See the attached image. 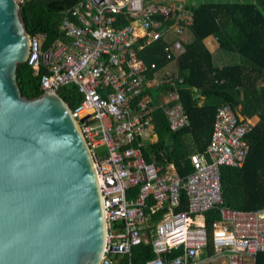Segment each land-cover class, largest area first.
Returning a JSON list of instances; mask_svg holds the SVG:
<instances>
[{"label": "built area", "instance_id": "2783aa9c", "mask_svg": "<svg viewBox=\"0 0 264 264\" xmlns=\"http://www.w3.org/2000/svg\"><path fill=\"white\" fill-rule=\"evenodd\" d=\"M195 8L196 0H78L58 25L65 42L57 39L43 49L45 36L29 35L26 63L34 75L45 71L42 92L56 95L72 84L82 97L71 116L88 146L99 188L105 223L99 264H119L117 257L132 264V250L142 243L153 252L144 264H254L264 252V207L221 206L220 167L243 164L244 137L253 126L239 120L229 105L217 110L205 151L189 156L193 171L187 176L181 177L173 164L148 163L142 155L154 108L146 98L132 108L147 69L135 50L162 39L165 59L180 57L185 52L181 37L192 26ZM169 34L178 40L166 41ZM168 96L162 109L171 131L188 127L178 93ZM132 189L136 196L129 198ZM181 190L188 210L177 212ZM212 208L220 219L209 235L199 220ZM159 209L165 212L149 237L148 221ZM175 251L177 256H169Z\"/></svg>", "mask_w": 264, "mask_h": 264}, {"label": "trees", "instance_id": "16d2710c", "mask_svg": "<svg viewBox=\"0 0 264 264\" xmlns=\"http://www.w3.org/2000/svg\"><path fill=\"white\" fill-rule=\"evenodd\" d=\"M78 0H21L18 2L20 17L30 36L44 35L42 48H48L57 39L66 41L58 30L63 13ZM149 2L151 0H143ZM193 22L188 27L192 35L184 45L185 52L177 59H165L162 39L144 45L136 51V57L146 65L145 80L157 79L158 87L141 91L132 102L136 105L144 96L154 103L151 114L155 141H146L142 155L146 162L173 164L181 177L192 172L188 156L203 153L209 143L217 110L229 105L246 118L258 117V122L245 135L248 146L243 164L236 167H220V190L222 205L229 209L254 211L264 207V0H196L192 10ZM172 22L166 23L171 24ZM123 24L126 22L123 21ZM120 25V23L118 24ZM214 37L218 43L216 53H210L203 40ZM136 47V44L134 45ZM222 62H225L222 64ZM154 67L150 69V65ZM222 65V66H221ZM172 68L173 79L166 77V69ZM45 71L34 75L27 63L19 64L16 79L22 97L35 100L43 96L40 79ZM181 80V82H179ZM176 91L189 126L172 132L162 107L154 98L159 93ZM57 97L73 111L82 97L74 85H66ZM236 116V115H235ZM237 117V116H236ZM245 120V119H243ZM187 136V137H186ZM193 153V154H194ZM137 189L129 191L128 197L136 196ZM180 203L175 211H187L188 200L180 191ZM148 212V211H147ZM164 209L152 213L146 232L151 237L154 226L161 220ZM209 235L213 225L220 219L219 210L212 208L202 214ZM211 249V243L208 245ZM175 251L169 256H177ZM153 258L149 243H142L132 250V264H144ZM119 264H128L122 258ZM254 264H264V252L254 257Z\"/></svg>", "mask_w": 264, "mask_h": 264}, {"label": "water", "instance_id": "95a60500", "mask_svg": "<svg viewBox=\"0 0 264 264\" xmlns=\"http://www.w3.org/2000/svg\"><path fill=\"white\" fill-rule=\"evenodd\" d=\"M29 34L0 0V264H99L105 223L91 154L57 97H22Z\"/></svg>", "mask_w": 264, "mask_h": 264}, {"label": "crops", "instance_id": "0c3cea01", "mask_svg": "<svg viewBox=\"0 0 264 264\" xmlns=\"http://www.w3.org/2000/svg\"><path fill=\"white\" fill-rule=\"evenodd\" d=\"M165 40L166 41H168V42H172V41H174V40H178V37H176L175 35H172V34H169L168 36H166V38H165ZM191 40H192V35H191V33H190V31H189V28H186L185 30H184V34L182 35V37H181V41H182V43H183V46L185 45V44H188V43H190L191 42ZM203 44H204V46H205V48L210 52V53H216L217 52V50H218V43H217V40L214 38V37H212V36H209V37H207V38H205L204 40H203ZM225 62H222V64H224ZM222 66V65H221ZM170 74H172L173 75V72H172V68L171 67H168V69H166V76H168V75H170ZM158 87V81H157V79H152V80H150V81H144V84H143V88H142V90H144V89H149V88H157ZM143 98H146V99H148L149 101H150V103H154V100H151V98L149 97V96H144ZM155 99H156V101H157V106L158 107H164V106H166V105H168V101H169V96H168V93H159V94H156L155 95V97H154ZM153 108H154V106H153ZM235 115L237 116V118L239 119V120H243V119H245V120H247V121H249L252 125H254V124H256L257 122H258V117L257 116H253V117H251L250 119H246L240 112H239V107L238 106H236V113H235ZM187 137V136H186ZM188 138V140H187V142H188V148H189V151H191L190 153H194L195 151H194V149H195V147L193 146V144L191 145L190 144V142H191V137H187ZM155 134H154V129H153V125L151 124L150 125V127L148 128V130L146 131V134H145V136L143 137V139H142V142H143V144H144V142H146V141H149V142H153V141H155ZM193 147H194V149H193ZM191 155V154H190ZM189 155V156H190ZM189 156H188V159H189ZM199 221H203V217H201L200 218V220Z\"/></svg>", "mask_w": 264, "mask_h": 264}, {"label": "rangeland", "instance_id": "374dc122", "mask_svg": "<svg viewBox=\"0 0 264 264\" xmlns=\"http://www.w3.org/2000/svg\"><path fill=\"white\" fill-rule=\"evenodd\" d=\"M16 3L20 2L21 0H15ZM118 260H120V257H117Z\"/></svg>", "mask_w": 264, "mask_h": 264}]
</instances>
